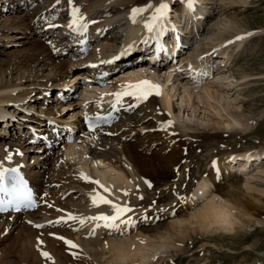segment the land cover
Instances as JSON below:
<instances>
[{
  "label": "bare ground",
  "instance_id": "1",
  "mask_svg": "<svg viewBox=\"0 0 264 264\" xmlns=\"http://www.w3.org/2000/svg\"><path fill=\"white\" fill-rule=\"evenodd\" d=\"M7 1L0 0V37L1 40L4 38L8 40L5 45L12 43L9 40L17 38V35H12V31L20 30L25 35L15 41V44L26 45L33 36H36L43 44L45 43V46L39 51L42 59L38 57L32 64V68H23L18 81L14 82L9 78L0 82V137L4 139L0 142V164L8 163L7 160L10 157L29 179L38 199V206L33 210L15 214L0 213V229L3 228L7 232H17L14 246H12L13 252L6 254L0 260V264H161V262L172 264L176 262V257L174 259L173 256H176L177 252L183 249L187 241L190 242L189 247L193 252L191 256L197 259L198 255L202 256L206 246L213 245L216 242L214 236L207 235L210 230L232 231L239 220L242 222L240 228H244L247 224H252V217L256 214L264 216L262 209L264 206L261 203H251L249 200L240 197L238 195L241 190L239 182H230L233 177L228 173L229 171L224 172V165L230 164L229 166H233L238 161H245L240 169L247 168L248 164H252L254 160L262 159L264 157L263 152L256 150L229 152L217 159L214 158L216 155L212 158L215 166L212 164L211 177L216 178L218 174H224L223 178L229 183L228 189L223 191V195H220V187L216 186L217 192L212 194L210 202L193 212L182 214L183 218L172 219L170 224H166L170 226L163 228L164 230L159 229V226H157L151 229L153 232L146 230L145 227L144 230L137 231L140 226L145 224L146 216L153 215L151 221H154L161 216H165V214L169 216L174 207H181L180 194H176L174 195L175 198H171L167 191L169 185L164 186L159 195L156 192L152 193L151 190L155 189V185L159 181V175L168 176L176 167H181L180 162L183 159H189L187 152L195 140H189L186 131L187 129H193L185 122L183 116L188 108L192 109L191 115H195V111L200 108L205 112L202 119L211 126L209 127L212 129L211 133L219 129L228 130L246 125L251 118L243 108L241 109V104L234 102L239 95L231 97L232 94H229L228 91L234 89L235 92H239L237 90L244 88L242 86L247 84H244V81L249 77V74L238 75L234 71L230 73L228 60L232 56V51L229 52V46L231 45L216 47L213 52L205 55H200V52L208 48L200 50L198 47L201 43L205 46L222 43L221 40L226 38L225 35L233 30L232 26L238 27L239 24L237 25L236 20L233 18H229L223 23L220 21L221 18L216 20L213 26L214 30L197 25V21L201 17L212 19L211 10L218 3L220 6L224 0H196L192 11H189L188 7L181 8V5L179 9H174L171 3L179 4L180 0H166L170 8L174 9L171 25L178 32L181 42L178 53L175 55L176 60L173 62L172 58L166 63H168V68L171 71L175 70L178 73H175V76L172 77L171 73L165 72L163 78L159 74L155 75L161 86V95H152L143 101L134 97H123L120 103H116L114 95V93H117L114 90L118 85L115 82L116 79L106 81L113 83L111 87L107 83L105 87L99 88L105 82L102 75L106 74L108 70L116 68L121 69L115 75L118 76L117 79L125 77V75L129 77L144 74L141 69L144 70L149 61L144 59V61L137 62L132 58L136 52L139 53L138 55L143 54L138 43L140 38L129 36V32L141 23H133L130 14L135 7L145 6L148 3L156 6L161 3V0H72L71 5L69 0H60L59 4L56 3V0H28L29 4H27V0H16L15 2L19 6L24 5L23 7H27V9L33 3L37 6L31 7L22 16H19V22L17 21L16 24L7 23L5 25L7 18L10 16H7V14H13L14 12L13 6L5 4ZM231 1L233 2V0ZM238 1L247 2V0ZM42 2L44 5H40ZM201 3H204V5ZM73 6L80 8L81 14L86 17V22H88L87 32L83 35L72 34L67 30L68 19ZM221 11L222 9H220ZM148 15L149 13L144 14L145 17ZM52 16L57 17L54 23L60 25V27H48V19ZM115 29L121 30L114 32ZM185 32L190 36L185 37ZM257 32L259 33V31L250 33L257 34ZM139 34H141V31ZM54 35L55 37H53ZM249 36V33L245 32V35H242L243 39L236 40V46H241L243 40L248 39ZM83 39L86 43L80 44ZM126 49L132 50L133 54L128 56L131 59L120 61L114 59L116 54L118 55ZM29 50L26 49L25 53L28 54ZM0 53L5 54L7 52L1 51ZM30 57L32 56L30 55ZM213 57L221 59L218 63L224 61L220 66L225 67H223V70L221 69L222 73H217L219 75L214 79L211 78L214 75L212 72L218 63L214 65L212 61L209 63ZM67 59L69 60L67 61ZM66 61V68L63 70ZM177 61H179V64H177ZM41 62H43L41 67L37 68ZM47 62L50 63L46 64ZM189 65H191L192 71L189 70ZM48 67L49 71L46 72L45 69ZM164 69L162 67V70ZM74 70L76 72L71 76L74 79L69 77L58 80L64 75L68 77L67 73ZM181 70H186L183 77L188 78L195 84L193 87H189V84L184 82L182 83L183 89L178 92L180 87H175V83L179 80L176 77L179 73H182ZM218 71H220V68ZM204 75L208 78L205 81H208L200 84V80ZM41 77L46 82H28ZM86 77H90L93 82L82 83V85H85L84 87L90 84L94 85L95 88H98L95 92H101L102 94L100 99L97 98L99 100L86 105L85 115L99 114L105 118L103 120L105 123L111 120L109 124L102 123L94 131L85 130L84 118L86 116L82 119H76L75 122L70 120L75 116L74 114H71L68 118L60 116V113L64 110L63 106L68 107L73 101L66 103V105L62 103L61 108L58 109V103L70 95L73 96L75 91H72V85L75 83L72 84V82L75 80L76 82H81V80L84 82ZM32 84L34 87H40L41 89L38 92L36 91L38 89L34 91L35 88L31 86ZM170 84L172 85L170 86ZM198 87L200 91L196 90V88L199 89ZM28 88L34 89L28 90ZM53 88H59V91L63 93V99L54 97L52 98L53 105H45L44 101L41 102V99L43 97L45 100L44 93ZM23 90H27V94ZM82 91L84 94L87 90ZM85 95L86 98L89 97H87V94ZM176 95L180 97L179 103L174 102ZM97 96L91 95L90 97ZM137 101H139V106L145 104L146 115L141 117L137 112L133 117H127L126 115L135 111L134 108L127 109V105L134 104ZM236 101L238 100L236 99ZM39 103L41 104L38 105ZM116 108L121 109L116 112ZM120 117L125 118L121 123L116 121ZM191 117L189 116L186 119L191 120ZM26 119L31 120L32 123L25 125ZM149 119L156 121L157 126L159 125L157 139L166 143L165 148L162 149L163 151L154 152L152 155L149 153V155L143 154L140 146H143V150H145V144L139 145L135 140V137L137 139L140 137L141 132L138 130L137 134H133L134 127H132ZM202 119L201 123H203ZM169 122L171 123L169 124ZM127 125H132V128ZM76 133L79 134L75 137ZM82 136L84 139L81 138ZM202 137L204 138V135ZM60 138H63V141H71L62 144L63 146L60 147L58 153L61 163L59 165L63 167V170L53 172V178L50 177L51 179L48 178V173H46L48 177H43V169L39 166L41 162L38 160L40 156L37 155V159L33 158L32 161L30 160L31 162H28L25 151L38 149L44 154L41 158L51 157L52 154L57 153L55 145L61 142H58ZM72 138H77V141ZM197 139L201 140V138ZM25 140L26 142H24ZM33 140L41 144L39 143L40 145L36 148V145L30 144ZM73 140L74 142H72ZM117 144L122 146L121 150L117 148ZM24 145H28V149L25 151ZM100 147L103 149L100 150ZM177 147H182L183 152L181 150L182 153L176 151ZM167 152L170 154H166ZM123 157L131 163L130 166H123L119 162V158L123 159ZM83 175L88 176L90 181H99L100 184L86 181L82 178ZM146 180H149L151 187L145 183ZM209 180L204 177L200 181L198 188L200 194L203 193V190H205V193L208 192L206 188L209 186ZM100 185L107 187L110 194L105 193ZM174 187L175 185L171 188ZM247 188L249 187L247 186ZM96 192L107 196L116 204L131 209L121 218L124 223H121V221L116 222L118 225L116 229L103 227L101 221L87 219L102 213L112 214L108 205H100L99 207L92 205L91 195ZM152 194L153 198L159 197L160 201H164V205L168 207L158 206L156 209L159 210L155 212V208L149 207L151 202L143 201L149 200ZM140 195L143 197L141 200ZM187 195L188 202L191 205L197 199V195ZM136 200L139 201L134 204ZM69 214L84 219L85 222L81 224L79 220H67ZM57 221L60 222L56 223ZM184 221H186L185 224H183ZM194 222L199 224V230L204 232L203 235L200 236L198 232H196L197 235L195 233L190 234L187 231ZM259 222L264 221L259 219ZM36 225H43V227L38 228ZM178 227H181V230L177 229ZM57 237L70 240L78 247L72 248L64 240ZM196 237H199V240L203 239L198 247H194L193 238ZM215 247L217 249V246ZM162 248H166L168 251L163 250L162 253ZM245 249L252 248L248 245ZM172 251H174L173 254ZM42 252L49 253L51 259L44 257L41 254ZM209 259V257H205L200 263L212 264Z\"/></svg>",
  "mask_w": 264,
  "mask_h": 264
},
{
  "label": "rangeland",
  "instance_id": "2",
  "mask_svg": "<svg viewBox=\"0 0 264 264\" xmlns=\"http://www.w3.org/2000/svg\"><path fill=\"white\" fill-rule=\"evenodd\" d=\"M15 1L16 0H8L5 3L6 5H11L14 8L13 14H7V16H9V15L10 16L7 18L5 25H7V23L8 24L9 23L10 24H16V22L19 19V16H22V14L24 12H27L28 10H30L31 7L33 8V7L37 6L35 3H33L32 6H30L29 9H27V7H23L24 5L19 6V4H17V2H15ZM233 2L231 0H224V2L220 4V6L218 3L216 5V7L214 6L215 8L211 10L212 14H213V15H211V16H213L212 19L211 18H207V19L201 18L197 21L198 22L197 25L199 27L203 26L205 28H208V29L210 28V29L214 30L213 26H214L216 20L221 18L220 21H221V23H223L224 21H227V19L233 18L236 20L237 25L239 24L238 27L232 26L233 30H230L231 28L229 29L231 31L230 33H232V34L229 33L228 35H225L226 38L221 40L222 43L214 44L213 45L214 47L211 45L205 46L201 43L198 47L200 48V50H202V48L203 49L208 48L207 49L208 51L205 50V51L200 52L201 53L200 55H205L206 53H211V51L213 52L214 48L216 49V47L227 46L229 44L231 45V46H229L230 47L229 52L232 51V54L230 53L232 56H230V58L228 60V66L231 67V68L230 67L228 68L231 71L230 73H232L234 71L238 75L239 74H249V77L246 78V80L244 81V84L247 83V84L242 86L244 88H242L241 90H237L239 92H235L234 89L233 90L231 89L228 91H229V94L230 93L232 94L231 97H235L236 95H239L235 98L234 102L241 104V109L243 108V110L246 111L248 115H250L251 120L249 119V121H248L249 124L247 123L246 125L230 128L228 130L227 129H223V130L219 129L216 131L215 129H213V130H215V132H213L214 133L213 134V133H211L212 129L209 128L211 126L208 125L207 122L203 121V119H202V117L205 116L204 115L205 112H203L202 109L200 108V109L195 111V115H191L192 109L188 108V110L184 112L183 116H184L185 122L187 124H189L193 129L192 130L187 129L186 131L188 133V139L189 140H192V139L195 140L194 144L192 145V147H189L190 149H188V152H187V156L189 157V159L188 158H185L183 160L181 159L182 160L180 162L181 167L180 168L176 167L173 171H171L169 173L170 176L169 175L168 176L159 175V177H158L159 181L156 183L155 189L151 190L152 193L156 192L157 195H159L161 189L164 188V186L169 185V188H167V191L169 192V196L171 198H173L174 195H176V194H180L179 200L181 201V204H180L181 207H179V208L174 207L172 213L169 214L170 217L168 216V214H165V216L160 217L161 219L157 218L154 221L153 220L151 221L153 215L146 216L145 221H144L145 224L140 226L137 229L138 232L141 231L142 229L144 230L145 228H146V230H150V232H153V230H151V229H154L157 226H159V229L164 230L167 226L168 227L170 226V225H166V224H170L172 219L183 218V216H181L182 214H184L186 212L187 213L193 212L194 210L201 207L202 205L210 202L211 201L210 198L212 197V194H215V192H217L216 188H215L216 186L220 187V193L221 194L220 193L219 194L223 195L222 193L224 190L228 189L229 183L226 182L225 178H223L224 174H222V175L218 174L216 178L211 177V174H212L211 169L213 168L212 167V164H213L212 158L214 155H216L214 158L217 159L218 157L225 155L226 153H229V152L237 153V152L255 151V150L258 152H263V154H264V0H247V2H245V3L241 2V1L239 2L238 0H233ZM27 4H29L28 0H27ZM40 5H44V3L42 2V3H40ZM173 6L178 8L179 5L173 4ZM175 7H174V9H175ZM220 9H222L221 12H220ZM7 13H9V12H7ZM235 20H233V21H235ZM234 27H236V28H234ZM234 29H235V31H234ZM119 30H121V29H115L114 32L119 31ZM253 31H259V33L258 32H257V34L255 33L256 35L251 34L249 36V38L247 37L248 39L245 38L243 40L241 46H239V47L236 46V40L237 39L235 37L245 35V32L250 33ZM12 35H17V38L9 40L12 43H7L8 45H5V42L8 40L5 38L1 40V37H0V52L1 51L7 52L5 54L0 53V78H1L0 82L2 80H7L9 78L11 80H14V82L18 81L19 78L21 77L23 68H32V64H34L35 60L38 59V57H40V59H42L39 51L45 46V43L43 44L42 41H40L38 38H36V36H33L31 41L29 43H27L26 45L25 44L19 45V44H15L14 42L23 38L22 36L25 35L23 33V31H20V30L12 31ZM184 35H185V37H187V36L189 37V35L187 33ZM53 37H55V35ZM26 49H30L28 51V54L25 53ZM195 54H198V53H195ZM30 55L32 57H30ZM68 60L69 59H67V61ZM219 60H221V59H215V57H213V59H211L209 61V63L212 61V64L214 65V64L218 63ZM45 61H43V62H45ZM67 61L64 62V68H62L63 70H65V68H66ZM43 62H41L38 65L39 67H37V68H40L41 64ZM223 62H219L217 64V66L215 67V69L213 67L214 75L211 78L214 79L215 77H217L219 75L217 73H219V72L222 73L221 71L225 67L220 66V65H222ZM49 63L50 62H47L46 64H49ZM37 68H36V70H38ZM163 68L166 69V67H163ZM219 68H220V71H218ZM165 69L162 70L163 72H161L162 73L161 78H163V76H164L163 73H165L166 71L171 73L172 77L175 76L174 75L175 73H178L175 70L171 71L169 68H168L169 70L168 69L165 70ZM45 70H46V72H48L49 67ZM120 71H121V69L117 68L114 71H111V73L109 75L104 77L105 84L102 87H105V85L107 83H109L108 85H109V87H111V85L113 83L112 82H106V81L114 80L116 78L115 75L117 73H119ZM182 71H184V72L179 73V75L176 77V78H179V80L176 81V83H175V87H180L178 92L183 89L182 83H184V82L188 83L189 87H193V85L195 84L192 81H190L188 78L185 79L183 76L186 74V70H182ZM75 72H76V70L71 71V72L67 73L68 77L66 75H64V76H61L60 79H58V80H63L64 78L67 79V78L73 76L75 74ZM227 73H228V71H227ZM39 79H41V80H39ZM70 79H74V78L71 77ZM205 79H208V78H201L202 81L200 80V84L203 83L205 81ZM36 81L37 82H44L45 79H42V77H41V78H36V80L34 79V80H31L28 82H36ZM179 81H181V82H179ZM207 81L208 80H206L204 83H206ZM85 82H88V81L83 82L81 80V82H76V80H75L72 82V84L75 83L74 85H72V87H73L72 91H75V92H73V96L70 95L71 97L69 96L68 98H66V99L62 100L60 103H58V106H59L58 109L61 108L60 105L62 103H65V105H66V103H68V102H71V101H73V102L68 107L63 106L64 110H63V112L60 113V116H62L64 118H68L69 116H71V114H74L75 116L70 118V120H73L74 122L77 121L79 118L82 119V117L86 116L84 113L86 105H90V104L94 103V101L96 102L97 100H99L101 98L100 95L102 93L101 92H98V93L95 92V91H97L98 88L95 90V88L94 87L91 88V86L90 87L89 86L84 87L85 85H82V83H85ZM178 83L180 84V86ZM80 84H81V86H80ZM181 84H182V86H181ZM171 85L172 84H170V86ZM31 86L34 87L33 84ZM34 88H28V90L34 89V91H35L36 89H38V90H36L38 92L41 89L40 87H34ZM84 89L87 91L84 92V94H83L82 90H84ZM196 90L200 91V88L199 89L196 88ZM26 91L27 90H23V92L25 94H27ZM36 94H38V93H36ZM85 94H87V97L88 96L89 97L86 98ZM91 95H94V96L98 95L99 97L97 96V97L91 98L90 97ZM44 96L46 99L44 100L42 97L41 102L44 101L45 105H53L52 98H54V97H60V99H63V93L61 91H59V88H53V89H50V91L47 90L44 93ZM177 97H179V95H176L174 97L176 99V100L174 99L175 100L174 102L179 103L180 97L178 99H177ZM97 98H99V99H97ZM236 99L238 101H236ZM90 100H93V101H90ZM195 101H196V99H195ZM40 104L41 103H39L38 105H40ZM144 106H145V104L136 107L134 113L128 114L126 116L127 117L128 116L133 117L135 115V113L138 112L139 116L144 117L147 113V109ZM206 113L210 114L208 112H206ZM189 116H192L191 120L186 119ZM124 119H125L124 117H120V119L119 120L117 119L116 121L121 123L122 120H124ZM201 119H202L203 123H201ZM25 121H26L25 125H29V123H32V121L29 119H26ZM127 126H129V128H130L132 125H127ZM144 126H146V127L144 128ZM244 126H246V127H244ZM132 127H134L133 128V134H137L138 130H140V132H141L140 135L138 134L140 137L138 139L135 137V140H136V142L139 143V145L145 144L144 145L145 150H143V146H140L141 151H143V154H146V155L151 154L152 155V154H154V152L156 153V152H159L160 150L163 151L162 149L165 148L166 143L164 141L157 139V134H159V131L157 129H158L159 125L157 126L156 121L149 119V120L144 121L142 123L135 124V126H132ZM140 127H142V128H140ZM189 130H190V132H189ZM78 134L79 133H76L75 137ZM199 135H202V136L204 135V138L202 136L197 137ZM81 138L84 139L83 136ZM158 138H159V136H158ZM197 138H201V140H198ZM72 139H74V138H72ZM74 140L77 141V138H75ZM74 140L72 142H74ZM132 140L135 142L134 139H132ZM1 141H4V139L0 137V142ZM59 141H61V142H59ZM128 141H130V140H128ZM24 142H26V140ZM58 142L59 143H56V145H55V151L57 153H55L54 155L52 154L53 156L51 155V157H42V158H41V156L44 155V154H42L43 152H41L38 149L28 151L27 150L28 145H24V151L27 150V152L25 151V153L28 156L27 157L28 162H31L33 158L37 159V157H36L37 155H38V157L40 156L39 157L40 159L38 158V160L41 162V164L39 166L43 169V173H42L43 177H48V175H49L48 178H50V177L53 178L52 177L53 172H59V171L63 170L62 169L63 167L61 165H59L61 163H60V156L58 153L61 149L60 147L63 146L62 144L66 143V142L70 143L71 141L70 142L67 140L63 141V138H60V140H58ZM39 143H36L34 140L30 142V144L36 145V148L41 144V143L40 144ZM163 143H165V144H163ZM163 145H164V147H163ZM116 146L119 150L122 149V146L120 144H117ZM99 149L102 150L103 148L100 147ZM181 149H182V147H177L176 151H180ZM166 151H169V150H166ZM181 151L183 152V150H181ZM166 154H170V153L167 152ZM119 160H120L119 162L123 166L128 167L131 165V163L124 157H123V159L119 158ZM43 162H45V163H43ZM244 162L245 161H243V162L238 161L233 166L232 165L229 166L230 164H226V165H224V172L229 171L228 173L233 177L230 182H233V183L239 182L241 190L238 192V195L240 197L244 198L245 200H249L251 203H253V202L257 203V204L261 203V205L264 206V157L262 159H259V160L258 159L254 160L252 162V164L251 163L248 164V167L245 169L242 168L243 169L242 170V169H240L241 168L240 166L242 164H244ZM239 163H240V165L238 166ZM187 165H189V166L187 167ZM46 173H48V175ZM204 177L210 179L208 182L209 186L206 188L208 190V192L205 193L204 192L205 190L202 189L203 193L200 194L198 192V188L200 186L199 183H200V181H202V179H204ZM146 181L149 182V180H146ZM173 184L175 185V187L171 188L172 186H174ZM247 186L249 188H247ZM196 191H197V193H196ZM187 194H194V195L196 194L197 195V199L194 202H192L191 205H190V202H188V198H187L188 195ZM52 195H54V194H52ZM141 197H142V195H140V200H141ZM153 197L154 196L152 194L150 196L149 200L147 199V200H143V201H145L147 203L151 202V204H149L150 206L149 205L148 206L153 207L155 209L158 206H162L164 208L168 207V206L164 205L165 204L164 201H160L161 199H159V197H156V198H153ZM138 201L136 200L134 202V204H137ZM155 209H153V210H155ZM262 209L264 211V208H262ZM158 210L159 209H156L155 212H157ZM259 219L264 221V216L256 214V216L252 217V220H253L252 224L251 225L247 224V226L244 228H240L242 226V222L239 220L237 225H235V227L232 231L210 230L209 233L207 232V235L208 236L209 235L214 236L216 238V242H214L213 245H208L209 247L206 246V248H205L206 250L203 251L202 256L200 257V255H198L196 257L197 259H195V257L191 256V254L193 252H191L190 247H189L190 242L186 240L187 242H186V245L184 246L185 248L183 247V249H181L179 252H177L176 256H173L174 259L176 257V259H175L176 262H173L172 264H193V263L201 264L200 261H203V258H205V257H209L210 258L209 260H211L212 264H264V222H259ZM192 220H194V219H192ZM185 223H186V221L183 222V224H185ZM199 227H200L199 224L197 222H194L189 226V229L187 231L190 234H194V233L196 234V232H198V234L201 236L204 234V232L202 230H199ZM177 229L181 230V227H178ZM0 233H1L0 234V260H1L6 254H11L13 252L12 246H14V243L16 240L15 234H17V232H15V231L14 232H11V231L7 232L2 228V229H0ZM2 234H4V235H2ZM208 236H206L207 239H209ZM198 240H199V237L193 238V241L195 243L194 247H198V245L203 242V239H200L199 241ZM248 245L252 249H245L246 247H248ZM215 246H217V249ZM218 248H220V249H218ZM163 250L168 251V249L166 250V248L165 249L162 248V253H163ZM164 253H166V252H164ZM173 253H174V251H172V254ZM239 253H241V254H239ZM237 254H238V256H237ZM180 257H181V259L179 260ZM165 260L167 261L168 258ZM177 260H178V262H177ZM197 261H198V263H197ZM161 264H165V262H161Z\"/></svg>",
  "mask_w": 264,
  "mask_h": 264
},
{
  "label": "snow or ice",
  "instance_id": "3",
  "mask_svg": "<svg viewBox=\"0 0 264 264\" xmlns=\"http://www.w3.org/2000/svg\"><path fill=\"white\" fill-rule=\"evenodd\" d=\"M196 0H186L187 7L189 11H192L194 8ZM56 3L59 4L60 0H56ZM69 4H72V0H69ZM55 7V6H54ZM145 13H149L148 16H144ZM170 6L166 0H161V3L158 6H155L152 3H148L145 6L135 7L131 10L130 19L133 23H143L144 28L147 33L151 36L146 37L144 43H147L149 39H157L159 44L158 37H160L165 31L166 21L169 19ZM56 16H52L48 19L49 28H57L60 25L54 23ZM68 29L74 33L83 35L87 32L88 22H86V17L81 14L80 8L73 6L70 11V22L67 25ZM251 35V33H249ZM244 37L238 36L236 39H243ZM231 42V41H230ZM163 46L160 44L158 51H162ZM126 54V53H122ZM189 70L192 71L191 65H189ZM161 86L159 84L153 83L148 79H142L135 83H127L123 87V91L114 93L116 97V103H120L123 97H134L137 100L143 101L148 99L149 96L161 95ZM86 119H89L86 117ZM96 121L105 120L103 117H96ZM171 122H169L170 124ZM98 124L89 121L88 127L90 131H94L95 127ZM10 159V157H9ZM215 166V162H213ZM7 174V175H6ZM86 181H90V178L86 175L82 176ZM5 179L7 184H5ZM96 184H100L99 181H90ZM149 187L151 183L145 181ZM103 188L105 193L110 194V190L103 185H100ZM127 195V193H125ZM143 199V197H141ZM91 202L94 207H99L100 205H108L109 210L112 214H100L96 216L89 217L87 219L94 221L103 222V227L109 229H116L118 227L117 221L124 223L121 218L131 209L127 206H121L113 202V200L107 198V196L102 195L99 192H96L91 195ZM36 205V198L33 194L31 188L28 187V184L25 180L17 175L16 169H5L0 171V213H5L9 211L20 212L24 209H33ZM63 219V218H62ZM67 220L76 221L79 220L81 224L85 222L84 219H81L76 216L68 215ZM57 221L56 223H59ZM67 222V221H64ZM130 222V221H129ZM37 227H43V225H36ZM100 226V225H97ZM58 239L64 240L63 237H57ZM64 242L72 248L78 247L70 240H64ZM47 259H51V256L47 252L41 253Z\"/></svg>",
  "mask_w": 264,
  "mask_h": 264
}]
</instances>
